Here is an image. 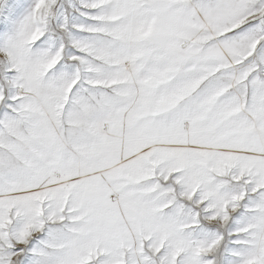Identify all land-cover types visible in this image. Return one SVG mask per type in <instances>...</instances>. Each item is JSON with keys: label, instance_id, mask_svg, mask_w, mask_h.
I'll use <instances>...</instances> for the list:
<instances>
[{"label": "snow or ice", "instance_id": "snow-or-ice-1", "mask_svg": "<svg viewBox=\"0 0 264 264\" xmlns=\"http://www.w3.org/2000/svg\"><path fill=\"white\" fill-rule=\"evenodd\" d=\"M0 264H264V0H0Z\"/></svg>", "mask_w": 264, "mask_h": 264}]
</instances>
